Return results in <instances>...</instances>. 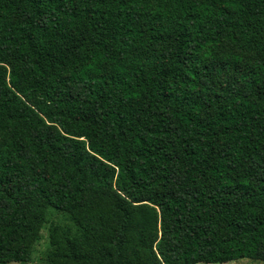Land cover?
I'll list each match as a JSON object with an SVG mask.
<instances>
[{
	"label": "trees",
	"instance_id": "1",
	"mask_svg": "<svg viewBox=\"0 0 264 264\" xmlns=\"http://www.w3.org/2000/svg\"><path fill=\"white\" fill-rule=\"evenodd\" d=\"M264 263V0H0V264Z\"/></svg>",
	"mask_w": 264,
	"mask_h": 264
},
{
	"label": "rangeland",
	"instance_id": "2",
	"mask_svg": "<svg viewBox=\"0 0 264 264\" xmlns=\"http://www.w3.org/2000/svg\"><path fill=\"white\" fill-rule=\"evenodd\" d=\"M59 224L63 226L70 235H76L78 232L77 227L73 224L70 217L64 213L55 211L51 208L48 212L47 223L44 226L41 234V239L34 248L32 259L28 264H47L46 257L51 250L49 232L53 225ZM17 264V263H12ZM226 264H264L263 262L253 261V260H240L238 262H230Z\"/></svg>",
	"mask_w": 264,
	"mask_h": 264
}]
</instances>
